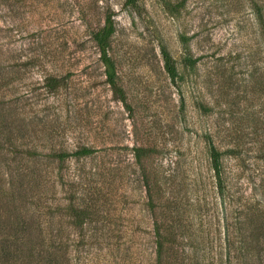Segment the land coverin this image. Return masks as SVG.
<instances>
[{
    "label": "rangeland",
    "instance_id": "374dc122",
    "mask_svg": "<svg viewBox=\"0 0 264 264\" xmlns=\"http://www.w3.org/2000/svg\"><path fill=\"white\" fill-rule=\"evenodd\" d=\"M106 15L125 102L106 82L92 39ZM163 49L182 73L175 81ZM7 99L0 138L13 146L5 152L39 156L17 164L14 185L0 166L3 236L22 218L24 248H45L53 236L60 264H152L149 181L179 202L172 229L204 241L205 260L219 264L224 221L211 178L213 143L226 151L227 208L258 225L264 254V219L250 223L244 208L264 213V0H0V105ZM82 145L95 152L49 157ZM136 147L147 153L141 163ZM77 206L89 208L78 222Z\"/></svg>",
    "mask_w": 264,
    "mask_h": 264
},
{
    "label": "trees",
    "instance_id": "16d2710c",
    "mask_svg": "<svg viewBox=\"0 0 264 264\" xmlns=\"http://www.w3.org/2000/svg\"><path fill=\"white\" fill-rule=\"evenodd\" d=\"M138 0H125L127 5H135ZM115 31L113 19L110 15H106L103 24L98 26L92 32V39L98 50V60L101 62L104 68V74L106 82L112 87V89L117 92L122 101L125 100L122 88L118 84L117 70L115 61L110 53L111 48V38ZM164 59V69L172 81L181 77L182 73L179 71L171 55L165 50H162ZM186 66H193L196 59L190 56L186 57ZM54 81L56 84H54ZM58 85V80L53 79L52 86ZM3 105H0V111L7 110L8 105H4L7 101H3ZM204 108V107H203ZM4 129V125L0 123V130ZM8 136L6 139L0 138V166H5L9 169L8 174L11 176L12 181L10 185H14V171H19L18 163L22 161H32L39 156L37 152H29L16 150L14 148L13 156H9L6 151L9 152L8 147L13 146V142ZM135 157L138 163H141L143 157L147 155L145 148L136 147L134 148ZM95 152V148L91 146L82 145L72 152H67L63 149L55 151L49 154V157L57 159L59 162L64 161L69 156L84 157L89 156ZM226 151H221L211 143L209 147V160L210 167L213 171L211 178L214 180L215 194L219 195L220 202L222 204V220L223 225V249L225 250L226 261H220L219 264H264V254H262L263 248L259 247L257 244V239L254 236L256 230L255 226L257 224L253 223V218L259 219L264 217V213L259 211L256 207H244L250 214V223L247 222V216L242 214V210H235L234 213L229 212L227 205H231L230 197L227 196L229 193L227 176L225 170L223 169V155ZM11 157V158H9ZM31 169V168H30ZM20 174V173H19ZM146 196H147V207L151 215V245H152V264H216L215 260L206 261L205 258L210 257L211 248L204 241H199L195 244L190 240V237L186 234H179L175 232L172 227L179 220L173 219L172 211L178 212L179 202L175 196H164L162 197V192L155 191V186H151L149 181L146 183ZM199 196L196 195V199ZM160 200V203H159ZM227 200V202H226ZM162 207V211H167L169 214L165 217H159L157 214V209ZM89 208L77 206L76 210L73 212V217L76 222H78L84 215H87ZM177 216V214H173ZM170 216V217H169ZM18 226L16 228V223L14 224V233L9 236H3L0 229V264H30L35 262V264H60V250L61 244L58 240L55 243L52 236V243L48 244L47 238L43 236L40 238L41 243L46 241L45 248L39 245V247L34 252L33 249H25L24 242L25 236L24 232L26 230L25 219H18ZM262 227V225H260ZM17 229V230H16ZM212 238V237H211ZM210 235L207 237V242L211 241ZM187 240L188 243H185ZM200 244V245H199ZM188 246V247H187ZM221 250V248H220ZM220 254V252H219ZM233 254V256H231ZM234 259V263L231 259ZM193 262V263H192Z\"/></svg>",
    "mask_w": 264,
    "mask_h": 264
}]
</instances>
